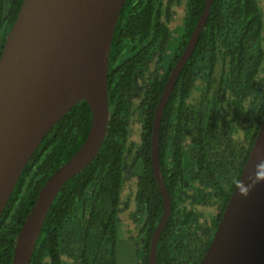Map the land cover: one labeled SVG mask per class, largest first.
Instances as JSON below:
<instances>
[{"label":"trees","instance_id":"trees-1","mask_svg":"<svg viewBox=\"0 0 264 264\" xmlns=\"http://www.w3.org/2000/svg\"><path fill=\"white\" fill-rule=\"evenodd\" d=\"M22 2L0 0V56ZM204 5L126 1L109 57L105 139L93 161L58 193L30 264H118L125 212L135 226L131 236L141 241L138 262L147 264L164 208L151 156L155 111ZM263 117L264 1L213 0L161 119L159 158L171 213L157 264L202 258ZM91 120L89 103L79 101L32 154L0 217V264H12L17 234L42 186L82 145ZM127 183L135 191L125 195Z\"/></svg>","mask_w":264,"mask_h":264},{"label":"water","instance_id":"water-1","mask_svg":"<svg viewBox=\"0 0 264 264\" xmlns=\"http://www.w3.org/2000/svg\"><path fill=\"white\" fill-rule=\"evenodd\" d=\"M127 0H23L0 56V217L16 183L46 134L79 101L92 113L75 154L42 186L19 233L12 264H30L45 219L64 184L98 154L109 121L108 70L115 28ZM203 12L172 68L155 111L151 137L154 175L164 208L147 264H157L171 198L160 166L163 112L208 19ZM197 264H264V117L214 236Z\"/></svg>","mask_w":264,"mask_h":264},{"label":"rangeland","instance_id":"rangeland-1","mask_svg":"<svg viewBox=\"0 0 264 264\" xmlns=\"http://www.w3.org/2000/svg\"><path fill=\"white\" fill-rule=\"evenodd\" d=\"M264 1V0H263ZM178 20L181 19V15H178ZM128 190L135 191V186L127 183L124 190L126 195ZM134 208V202L131 203V208ZM129 209V210H130ZM128 213L125 212L122 214V229L119 230V239L116 246V256L118 264H139L138 262V249L141 247V241L135 236L136 230L134 224L128 218ZM121 227V225H120ZM138 255V256H137Z\"/></svg>","mask_w":264,"mask_h":264}]
</instances>
